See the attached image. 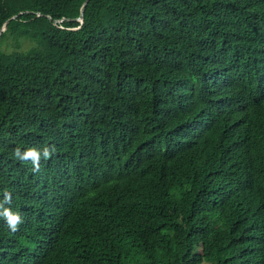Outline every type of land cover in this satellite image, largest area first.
<instances>
[{
    "label": "trees",
    "instance_id": "1",
    "mask_svg": "<svg viewBox=\"0 0 264 264\" xmlns=\"http://www.w3.org/2000/svg\"><path fill=\"white\" fill-rule=\"evenodd\" d=\"M84 2L0 0V264H264V0Z\"/></svg>",
    "mask_w": 264,
    "mask_h": 264
},
{
    "label": "clouds",
    "instance_id": "2",
    "mask_svg": "<svg viewBox=\"0 0 264 264\" xmlns=\"http://www.w3.org/2000/svg\"><path fill=\"white\" fill-rule=\"evenodd\" d=\"M55 146L44 147L43 149H37L35 147H29L25 150H21L19 147L13 151V156L21 163H31L32 170L34 172L40 171V161L43 158L45 161L49 160L55 153ZM12 203V195L10 192L3 194V199H0V219H2L9 230L13 233L19 230V226L24 222L23 217L19 211H14L10 205Z\"/></svg>",
    "mask_w": 264,
    "mask_h": 264
},
{
    "label": "water",
    "instance_id": "3",
    "mask_svg": "<svg viewBox=\"0 0 264 264\" xmlns=\"http://www.w3.org/2000/svg\"><path fill=\"white\" fill-rule=\"evenodd\" d=\"M89 1H90V0H85V2H84L83 5H82L81 11H80V16H79L78 19L74 20V22H78L79 24H82V22H83V13H84V10H85V6L87 5V3H89ZM20 15H21V14H20ZM22 15H23V14H22ZM18 17H19V15L16 16V17H14V18H12L10 21H8V22L5 24V26H7L11 21H13V20H17ZM68 22H69V21H68ZM5 29H6V28H4V31H5Z\"/></svg>",
    "mask_w": 264,
    "mask_h": 264
}]
</instances>
